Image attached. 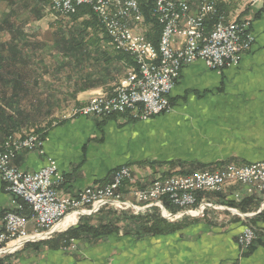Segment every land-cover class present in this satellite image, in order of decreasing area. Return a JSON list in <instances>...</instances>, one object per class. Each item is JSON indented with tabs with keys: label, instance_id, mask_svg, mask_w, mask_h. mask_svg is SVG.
<instances>
[{
	"label": "crops",
	"instance_id": "crops-1",
	"mask_svg": "<svg viewBox=\"0 0 264 264\" xmlns=\"http://www.w3.org/2000/svg\"><path fill=\"white\" fill-rule=\"evenodd\" d=\"M45 2L48 1L0 0V8L7 9L0 19V31L9 38L3 45L9 44L17 31L18 42L35 45L31 34L36 30L39 31L36 33L38 41L52 47L55 31H67L74 26L54 22L45 25ZM190 2L192 10L197 11L200 0ZM218 2L224 5L228 21L251 22L256 39L252 49L237 67L221 73L209 70L203 61L185 67L170 97L172 111L148 121H135L127 116L100 119L71 114L63 119L57 117L64 104L75 109L87 105L98 95L110 96L127 78L134 66L117 59L109 40L100 38V44L112 53L113 62L106 65L101 56L98 62L84 60L82 65L72 68L74 73L62 67L63 55L35 54L27 50L21 59L32 63L25 69L29 79L26 86L31 92L29 100L35 107L51 113L36 127L46 130L41 150L20 151L12 165L33 172L53 159L65 176L60 194L75 197L87 187L111 183L116 170L123 166L131 170L132 185L145 189L156 179L170 174L182 175L183 170L215 172L228 164L245 165L264 160V4L250 7L249 0ZM75 81L84 88L77 94L68 87ZM33 131L23 128L15 136ZM2 142L0 134V145ZM227 162L230 163L217 167ZM203 166L206 169L201 170ZM239 193L240 186L234 185L215 198L208 197L215 193L201 194L204 197L200 207L205 205L207 211L217 205L229 212V207L224 205L226 202L241 203L255 197L261 202L257 212L240 213L239 218L232 217L223 223H217L218 220L211 219L206 212L205 216V213L187 215L191 219L183 228L161 236H143L135 231L125 235L120 231L101 240H71L70 245L63 246L56 234L76 226L81 217L94 215L106 207L131 210L106 205L89 213L69 215L52 238L10 246L0 254V264H264V236L251 251L242 252L238 243V236L248 227L247 219L257 217L264 210V200L253 194L242 195L243 199L237 201L234 197ZM147 208L150 207L131 212L138 214ZM16 209L15 198L0 179V231L4 230V217ZM257 228L264 232V224H257ZM34 231L35 224L29 220L27 232L32 235Z\"/></svg>",
	"mask_w": 264,
	"mask_h": 264
},
{
	"label": "built area",
	"instance_id": "built-area-1",
	"mask_svg": "<svg viewBox=\"0 0 264 264\" xmlns=\"http://www.w3.org/2000/svg\"><path fill=\"white\" fill-rule=\"evenodd\" d=\"M144 1L153 5L152 12L162 26L157 47L138 31L144 23L141 0H51L52 10L62 17L75 15L81 7H91L104 28L109 46L113 49V44H120L136 64L112 95L94 97L87 105L75 108L73 117L127 116L135 121H148L168 114L172 110L171 94L185 67L203 61L209 70L221 73L237 67L255 43L251 22L228 21L225 13L219 11L216 0H200L197 11L192 10L190 0ZM249 4L263 5L264 0H249ZM214 17L217 21L208 31V20ZM7 142L10 149L0 150V179L15 198L17 209L4 217L0 254L28 240L50 239L69 215L89 213L106 205L124 210L160 207L165 217L174 219L205 209V205L193 209L200 193L223 192L229 186H240L241 193L234 197L237 201L243 199L242 195L253 194L264 200V160L229 164L215 172L196 171L158 178L145 189L132 185L131 170L123 166L111 183L87 187L75 197H66L59 192L65 182L64 175L53 159L33 172L12 165L20 151L41 150L43 141L39 135L31 132L10 137ZM204 183H212V191H205ZM128 196L133 203L125 200ZM165 198L181 212L176 215L166 212L162 206ZM29 220L35 224L32 235L27 232ZM255 240V230L246 227L238 236L241 251H247Z\"/></svg>",
	"mask_w": 264,
	"mask_h": 264
},
{
	"label": "trees",
	"instance_id": "trees-1",
	"mask_svg": "<svg viewBox=\"0 0 264 264\" xmlns=\"http://www.w3.org/2000/svg\"><path fill=\"white\" fill-rule=\"evenodd\" d=\"M140 5L144 15L145 26L148 27L145 36L157 47L162 33V26L152 12V4L141 0ZM217 7L220 12H225L223 4L218 2ZM71 18L73 21L83 19L80 23L81 26L77 27V25H74L67 31L58 29L55 31L51 42L53 51L55 50L57 54L65 57V60L61 63L62 67H67L68 71L70 70L71 73H74L73 67L82 65L84 60L98 62L99 56L102 57V61L106 65L113 62L112 53L108 52L105 47H102L100 38L88 39V29H101L102 33L105 34L103 39L108 40L104 28L94 14L92 8L88 6L81 7ZM216 21V17L212 20H208V31L211 30ZM18 36L19 33L17 31L10 40V45H3L2 52L0 50V134L3 136L1 147H3L10 137L15 136V133L23 128H28L29 130L33 129V133L39 135L40 139L43 141L46 130L37 129L36 127H38L37 125L51 113V111L44 110L42 107H35V104L29 100V98H31V92L29 93L28 86H26V82L29 79H27L28 76L26 75L25 69L27 68V64L32 63H27V61L21 59V57L27 53V50L32 49L33 46L31 42L28 43V46L30 45L29 48L27 47V43L18 42ZM115 54H117L118 60H123L131 66H136L134 59L130 55L119 52H115ZM68 87L70 90L74 89V94L84 90L83 86L79 85L77 81L72 85H68ZM22 91L23 93H21ZM47 97L51 96H46V98ZM37 104L41 106L38 101ZM228 163L230 162L219 164L217 167ZM119 169H117L116 172ZM202 169H206V166L201 167V170ZM181 173L182 175L190 174V172L184 170L181 171ZM172 175L175 174H170L166 177ZM127 185L130 184L127 183ZM216 196L220 195L208 194L210 198H215ZM203 197L204 196L200 195L197 204L193 207L194 210L199 209ZM260 203L259 199L251 197L239 204L228 201L224 205L229 208L238 209L241 213H250L257 212L260 208ZM162 206L166 212L172 215L181 212V209L172 205L167 198L162 199ZM190 219L191 217L185 215L181 220L172 221L164 217L160 207H150L138 214H133L131 211H120L106 207L94 215L81 217L76 226L64 233L56 234V237L60 244L68 246L71 240L87 239L96 241L114 233L117 234L120 231H123L125 235L135 231L138 235L143 236H161L180 230L184 227L186 221ZM195 220L196 219H193V221ZM257 224H264V210L259 213L257 217L247 219L248 227H253L256 232V240L248 248L250 251L254 248L255 243L260 241L261 236H264V232L261 233V231L258 230ZM262 231H264V228Z\"/></svg>",
	"mask_w": 264,
	"mask_h": 264
},
{
	"label": "rangeland",
	"instance_id": "rangeland-1",
	"mask_svg": "<svg viewBox=\"0 0 264 264\" xmlns=\"http://www.w3.org/2000/svg\"><path fill=\"white\" fill-rule=\"evenodd\" d=\"M46 1H48V2H45V4H46V19L47 20H45L44 22H45V25H48V23H59V24H61V25H64L65 27H66V25H70L71 23H73L75 26L77 25V27H79V26H81L80 25V23H81V21L83 20V19H80V20H78V21H73L72 20V18H71V16H69V17H62V16H59V15H57L53 10H52V8H51V0H46ZM217 1H222V0H217ZM229 1H231L232 2V0H229ZM241 1V0H240ZM193 3V2H192ZM250 7H252L250 4H248ZM7 10V9H6ZM6 10H5V7H4V9H2V8H0V19H1V17L2 16H4L2 13L5 11L6 12ZM28 16V15H27ZM65 18H67V19H65ZM228 20V19H227ZM59 24H57V25H59ZM68 27V26H67ZM138 31L140 32V33H142V34H145L146 33V31H148V27L147 26H145V22L144 23H142V24H140L139 25V27H138ZM36 33H39V31H36V30H34V32L31 34L32 35V39L34 40V42L35 43H37V44H35V45H32L33 47H32V49H30L29 51L30 52H36L35 54H38V53H43V54H50V55H53L54 53H56V52H53V48L52 47H49V46H43V43H41V40H39L38 41V39H37V37H36ZM87 34H88V39L90 38V39H95V38H104L105 37V34L104 33H102V31H101V29H98V30H95V29H88L87 30ZM34 35H35V37H34ZM31 39V38H30ZM7 40H9V38H8V36L6 35V37H5V35H3L2 33H1V31H0V45H3L4 43H6L5 41H7ZM38 41V42H37ZM255 42H256V39H255ZM9 43V42H8ZM27 43V47L29 48L30 47V45L28 46V42H26ZM8 45H10V43L8 44ZM115 47H116V44H113V50L114 51H118V50H116L115 49ZM252 49V48H251ZM0 50H1V52H2V46H0ZM119 52V51H118ZM249 52V51H248ZM247 52V53H248ZM120 53V52H119ZM121 53H123V52H121ZM246 54V53H245ZM244 54V55H245ZM28 55V54H27ZM242 61V60H241ZM34 63H37V62H34ZM241 63V62H240ZM128 78V77H127ZM65 106H64V108L63 107H60V111L59 112H57L58 114H57V117H58V119H63L62 117H64V116H68V115H71L72 114V111L74 110L73 108V106H71V105H68V103L67 104H64ZM172 111V110H171ZM170 111V112H171ZM169 114V113H168ZM41 123H43V121L41 122ZM41 123H39L38 125H40ZM42 127V126H41ZM258 143V142H257ZM10 142H6L4 145H3V147H0V150H6V149H9L10 148ZM132 183V182H131ZM130 184V183H129ZM205 191H206V189H204ZM207 191H212V190H210V189H207ZM206 193H217V194H219V193H221V192H206ZM201 194H205V192L204 193H200L199 194V196L201 195ZM199 198V197H198ZM198 198H197V200H198ZM125 200H127V201H130L131 203H133V201L129 198V196L128 197H126L125 198ZM237 203H239V202H237ZM135 204V203H134ZM215 206V205H214ZM205 209H203V210H199V211H196V212H194L195 214H192V215H195V216H198L200 213L201 214H204V211ZM132 211V210H131ZM228 211L229 212H226V210L224 211V210H222L221 209V207H218L217 205L215 206V207H210V208H208V210L206 211V213H207V216H210L211 215V219H214L215 221H216V219L218 220V221H216L217 223H223L224 221H226V220H231L232 219V217L233 218H235V219H237V218H239V215H240V211L238 210V209H228ZM226 212V213H225ZM206 213L204 214V216L206 215ZM185 216V215H184ZM183 216V217H184ZM200 216H202V215H200ZM206 216V217H207ZM183 217H181V218H178L176 221H178V220H181ZM69 222H71V221H69V220H67V223H69ZM67 223H65L63 226H66V224ZM251 227V226H250ZM252 228V227H251Z\"/></svg>",
	"mask_w": 264,
	"mask_h": 264
},
{
	"label": "bare ground",
	"instance_id": "bare-ground-1",
	"mask_svg": "<svg viewBox=\"0 0 264 264\" xmlns=\"http://www.w3.org/2000/svg\"><path fill=\"white\" fill-rule=\"evenodd\" d=\"M115 49L118 50L120 53H121V52L124 53L123 48L120 47V44H116ZM118 51H117V52H118ZM127 77H128V76H127ZM9 149H10V148H9ZM204 189H206V191H207V189L212 190V183H204ZM70 219L73 220L72 218H70Z\"/></svg>",
	"mask_w": 264,
	"mask_h": 264
}]
</instances>
